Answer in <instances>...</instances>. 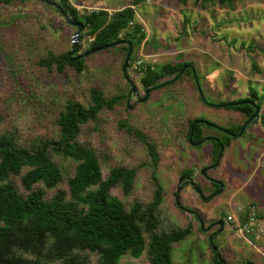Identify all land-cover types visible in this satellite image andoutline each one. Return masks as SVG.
Segmentation results:
<instances>
[{
    "label": "rangeland",
    "instance_id": "1",
    "mask_svg": "<svg viewBox=\"0 0 264 264\" xmlns=\"http://www.w3.org/2000/svg\"><path fill=\"white\" fill-rule=\"evenodd\" d=\"M153 1V6L136 7L135 13L152 31L149 44L161 47L163 44L152 35L155 25L149 12L158 13L161 6L181 7V4L177 0ZM192 1H187L188 11L182 12L183 17H190L186 27L171 22L176 39L170 47L182 50L178 58L192 64L205 105L195 92L190 76L176 79L183 68L173 78H166L171 83L149 91L143 100L144 92L138 76L132 71V63L129 80L136 93H131L121 70L122 52L115 46L83 56V69L79 73L70 67L60 73L54 69L47 71L36 61L46 51L53 54L70 51L75 28L65 26L61 17L45 9L40 2L8 5L0 2V132L11 133L16 142L24 146L38 137L51 140L57 135L54 119L66 100L85 105L92 89L100 91L104 99L120 97L112 108L102 109L95 122L81 126L77 139L98 157L102 178L111 167L135 169L127 195H123L120 186L112 187L109 194L128 209L135 202L148 203L155 188L146 149L137 137L122 129L119 121L123 120L156 148L159 160L155 176L162 189V201L156 209L157 231L182 228L187 223L192 226L188 237L171 245V264H216L211 250L217 251L224 264H264V233L252 244L254 246H249L238 242L240 238L236 232L225 226L221 232L223 236L211 239L210 245V237L205 232L210 225L200 228L198 220L194 219L195 215L200 217L201 207L210 209L218 205L216 211L224 217L236 206H249L264 220V136L261 129L256 123L237 135L244 117L230 109L215 108L247 97L248 86L254 88L257 95L263 92L264 0H234L231 8L208 6L194 16L193 9L197 11L198 8ZM191 45L195 48H189ZM141 53L138 55L142 65L158 66L166 61L159 56L148 62ZM169 63L174 64L167 61ZM214 70L220 72L214 73ZM259 111H264V101ZM192 117L198 122L211 123V126H199L203 140L196 144L186 139L188 119ZM239 125L230 146L218 150L217 139L223 142L224 129L235 132ZM55 160L64 172V180L55 189L46 191L48 195L58 189L65 190V179L73 173V162L62 158ZM187 170L191 172L192 183L200 189V195L192 189L189 202L196 208L192 210L191 207L192 211L183 201L182 190L178 194L179 209L175 206L179 175ZM12 181L20 190L18 180ZM219 185H223L222 192ZM229 197L230 209L221 205ZM182 211L192 212L194 217ZM224 236L232 239V244L225 242ZM87 259L88 264H97V255L87 254ZM121 263L149 264L145 252L136 259L125 254Z\"/></svg>",
    "mask_w": 264,
    "mask_h": 264
},
{
    "label": "trees",
    "instance_id": "2",
    "mask_svg": "<svg viewBox=\"0 0 264 264\" xmlns=\"http://www.w3.org/2000/svg\"><path fill=\"white\" fill-rule=\"evenodd\" d=\"M26 1L40 2L45 9L53 10L61 17L55 7L47 4V1L53 2L71 21L82 25L76 54L67 56L69 51L59 54L46 51L36 61L38 66L47 71L54 69L57 73L70 67L79 73L83 69V57L71 58L80 54L88 55L109 44H113L109 47L115 46L118 52H122L123 63L127 52L124 41L131 46L125 66V74L131 80L129 70L131 64L140 59L138 51L144 37L141 25L134 21L133 8L145 0H129L127 6L112 12H78L67 0H0L3 5L23 4ZM177 1L184 5L187 0ZM233 1L193 0L192 4L204 10L213 5L231 8ZM63 22L65 26L71 27ZM183 66L144 64L132 67V71L138 76V83L144 92L171 83L170 79ZM182 75L190 76L196 90L191 69L185 67L176 79ZM168 77L171 78L166 79ZM119 100L120 97L116 96L104 99L96 89L90 90L89 102L85 105L66 100L54 119L57 135L51 140L38 137L30 145L24 146L18 144L11 133L0 132V264H88L87 254L97 255V264H123L121 259L125 254L136 259L143 252L149 264H171V245L188 237L192 226L187 223L182 228L157 231L159 221L156 209L162 201V189L155 176L159 159L154 143L139 131L128 127L125 121H119L122 129L137 137L145 147L151 167L150 177L155 186L148 203L142 205L135 202L125 209L121 201L111 196L109 191L114 186H120L123 195H127L135 169L111 167L107 176L102 178L98 157L92 149L77 140L81 126L95 122L102 109L112 108ZM263 101L264 86L260 95L248 86L247 97L215 107L239 112L246 125L258 123L264 131V111H259ZM201 102L206 104L203 100ZM254 107L258 110L247 121ZM209 124L207 121L198 122V119L189 120L187 142L200 143L203 138L199 126ZM240 126L235 132L224 129L226 134L223 142L217 139L218 150L228 146ZM55 158L73 162V173L65 179V190L58 189L48 195L46 191L55 189L64 180V172ZM179 177L181 183L190 181L191 172L183 171ZM13 179L18 180L20 190ZM209 244L212 245V242ZM211 252L213 262L224 264L217 251Z\"/></svg>",
    "mask_w": 264,
    "mask_h": 264
},
{
    "label": "crops",
    "instance_id": "3",
    "mask_svg": "<svg viewBox=\"0 0 264 264\" xmlns=\"http://www.w3.org/2000/svg\"><path fill=\"white\" fill-rule=\"evenodd\" d=\"M187 1H186V3L184 5H181V7H173L171 5H167V6L164 5V7L161 6L160 12H158V13H153L152 12V14H151V11L149 12V10L147 9L148 10L147 12H149L150 16L152 17V22L155 25V28L153 29V31H155V32L152 35L155 36L157 41H159V42H161L163 44V46H161V47L155 46V45L151 46V44H149L148 41L151 40L150 35H151L152 31H150L146 27V24L144 23L145 20L142 19L141 17H138L136 15V13H135V8L136 7H138L140 5H143V4H144V6H148V7L149 6H153L155 1L150 0L147 3L144 2L143 4H140V5L136 6L135 8H133V10H134V21H135V23L141 25L142 30H143V35H144L143 40L141 42V46H140L139 52H142L141 55L144 57V59H146V61L153 62L154 60H156L155 59L156 57L160 56V58H162V57L166 58V61H165V63H163L161 65H158V66L167 65V61H168V62H171V63L174 62V64H177V65H184L182 67L183 70L185 69V67H188V68L192 69V64L191 63H185V62L182 61V59H179L180 58L179 55L181 54L182 50H177L176 51L175 49L170 47L172 45V42L176 39V35H174V32H173L174 31V27L171 26V22L175 21L178 25H182V28H183V26L186 27L185 23H187V21L190 18L188 16H185V17L182 16V12L183 11H185V10L188 11L187 8H189V7H188V4H187L188 3ZM67 2L70 5H72L78 12L92 11V10H94V11H96V10H105V11H108V12H112V11L120 10L123 7L127 6L128 3H129V0H99V1H97V0H67ZM108 5H109V7H108ZM205 10L206 9H204V10L197 9V11H196V9H193V13L192 14L194 16V14L197 13L198 11L199 12H203ZM179 29H181V27ZM184 31H182V33H184ZM164 38H165V40L167 39V41L168 40H171V41L166 43V42H164L165 41ZM166 45H167V48H164ZM162 48H164V50ZM189 48L194 49L195 46L191 45V47H189ZM174 58H176V60H173ZM199 71H200V73H202V69H199ZM213 72L214 73H217V72L219 73L220 70H216V71L214 70ZM191 74H192V72H191ZM192 76H193V74H192ZM195 92H196V90H195ZM192 119H197V118H193L192 117V118L188 119V121L192 120ZM255 124L256 123H252V124H249V125H251V127H254ZM249 125L244 126L243 127V131ZM258 126L260 127L261 132H262V134L264 136V131H263L262 127L259 124H258ZM230 143H231V141L229 142L228 146H230ZM228 146H226V147H228ZM191 178H192V176H191ZM188 185H189V181L188 180H186V182H184V183L180 182L179 191H181V190L183 191V194H182L183 201L186 202L187 204H189V207L187 209L189 211H192L193 208H195V207L192 205V203L189 202V199H190V196L192 195L193 191H192V187L190 185L189 186ZM217 187H219L221 189V192H222L223 185H221V187H220V185L217 186ZM178 194H179V192H178ZM178 197H179V195H178ZM192 200H193V198H192ZM177 201H178V199H177ZM178 203H179V201H178ZM221 205H225V206H227L230 209V207H231L230 197H229L228 200L223 201ZM217 206H214V207H212L210 209H206V208H202V207L200 208V211L198 212V213H200L199 219H200V222L203 221V224L201 223V228H203V226L207 227L209 225V223L213 222V220L217 217V211H216L217 210V208H216ZM191 207H192V210L190 209ZM246 207H248V208H246ZM246 207L241 208L240 206H236V208L233 210V212H228L227 215H231L232 216V222L227 223L224 220L225 217L222 215L224 222H223V226L221 228L219 227V229H221V231H222L223 228L226 226L228 229H231V230L234 231L236 229V225H237V222L239 220V213L240 212H238V211H244V209L245 210H252L249 206H246ZM252 211L254 212V210H252ZM183 213L184 214H188V215L190 214L192 217H194L192 212L183 211ZM227 215H225V216H227ZM256 215L264 222V220L261 218L260 214H256ZM195 219L197 221V218H195ZM197 225H198V223H197ZM193 229H196V228L193 227ZM237 238H239V237H237ZM238 240H240L238 242H240V243L244 242L246 245H249V246H254L252 244H255V242H248L246 239H242V238H240ZM225 242H229L228 244H232L231 243L232 239H229V238L225 237Z\"/></svg>",
    "mask_w": 264,
    "mask_h": 264
},
{
    "label": "water",
    "instance_id": "4",
    "mask_svg": "<svg viewBox=\"0 0 264 264\" xmlns=\"http://www.w3.org/2000/svg\"><path fill=\"white\" fill-rule=\"evenodd\" d=\"M47 4H49V5L53 6V7H55V9L59 12L61 18L65 21V23H66L67 25H69V26L75 28L73 34L71 35V40H70V43H71V49H70V51H69L68 54H67V56H71L72 54H74V53L77 52V49H78V46H77L78 34L82 31V25H81L80 23H76V22L71 21V20L67 17V15H66V14H65V13L59 8V6L56 5L55 3L50 2V1H47ZM123 43H125V44L127 45V52H126V55H125V57H124V61H123L122 69H121V70H122V73H123V75H124V79L128 82V84H129V86H130V92H131V93H136V89H135L134 85L132 84V82L128 79V77H127L126 74H125V66H126V64H127V62H128V59H129V56H130V53H131V46H130L129 42H124V41H123ZM111 45H113V44L105 45V46H103V47H101V48L95 49L94 51H97V50H99V49H100V50H101V49H105V48H107V47H109V46H111ZM92 52H93V51H92ZM85 55H87V54H80V55H77V56L71 58V60L81 58V57H83V56H85ZM181 71H182V70H181ZM181 71L179 72V74L181 73ZM191 72H192V74H193V79H194V83H195V86H196V91H197V93L199 94V96L201 97V93H200L199 88H198V86H197V83H196V81H195V77H194V73H193L192 69H191ZM149 91H150V89H146V90H144V97H143V100H144V98L147 96V94H148ZM201 100H203L202 97H201ZM251 105H252V104H251ZM257 110H258V108H257V107H254V112H253V114L249 117V119H248L247 121H250V120L255 116ZM245 124H246V122L243 124V126L241 127V129H240V131H239V133H238L237 135H239V134L242 132L243 127L245 126ZM191 129H192V127H190V130H191ZM180 182H181V178H180V179L178 180V182H177V187H176V191H175V204H176L178 207H179V205H178V201H177V199H178V192H179V189H180V187H179ZM189 185L192 187L193 191H194L196 194L200 195V189H199L198 186L194 185V184L192 183V181H189ZM214 195H215V194H214ZM212 196H213V195H211L210 197H212ZM192 214L194 215V213H192ZM195 216H196V218H197V220H198V225H199L200 228H201V222H200V219H199V217H198L197 215H195ZM219 218H220L219 223H218V224L215 223V224H216V225H219V227L221 228V224H222V221H221V220H222V215H221V214L219 215ZM208 240H209V243H210V239H208ZM213 249H214V248H213Z\"/></svg>",
    "mask_w": 264,
    "mask_h": 264
},
{
    "label": "built area",
    "instance_id": "5",
    "mask_svg": "<svg viewBox=\"0 0 264 264\" xmlns=\"http://www.w3.org/2000/svg\"><path fill=\"white\" fill-rule=\"evenodd\" d=\"M150 0H145L149 2ZM142 65V59H138L133 62L132 67H139ZM239 220L234 230L239 238L246 239L248 242H257L264 233L263 221L252 211L244 210L238 211ZM224 220L229 223L232 222V216H225Z\"/></svg>",
    "mask_w": 264,
    "mask_h": 264
},
{
    "label": "flooded vegetation",
    "instance_id": "6",
    "mask_svg": "<svg viewBox=\"0 0 264 264\" xmlns=\"http://www.w3.org/2000/svg\"><path fill=\"white\" fill-rule=\"evenodd\" d=\"M219 213H217V217L213 220V222L209 223V229L207 231H205L207 233V236L210 237V240L216 237H221L223 235H221V229H219V225H216L215 223H219L220 218H219ZM222 215V214H221ZM222 224L221 227L223 226V216H222ZM206 228V227H204ZM208 231H211L208 233ZM225 237V236H224Z\"/></svg>",
    "mask_w": 264,
    "mask_h": 264
}]
</instances>
